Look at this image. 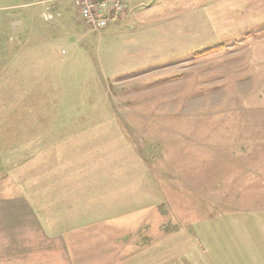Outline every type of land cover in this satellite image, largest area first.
<instances>
[{
  "label": "rangeland",
  "instance_id": "374dc122",
  "mask_svg": "<svg viewBox=\"0 0 264 264\" xmlns=\"http://www.w3.org/2000/svg\"><path fill=\"white\" fill-rule=\"evenodd\" d=\"M9 196L75 264H264V0H0Z\"/></svg>",
  "mask_w": 264,
  "mask_h": 264
},
{
  "label": "crops",
  "instance_id": "0c3cea01",
  "mask_svg": "<svg viewBox=\"0 0 264 264\" xmlns=\"http://www.w3.org/2000/svg\"><path fill=\"white\" fill-rule=\"evenodd\" d=\"M64 232V231H63ZM0 264H75L64 233L23 196L0 199Z\"/></svg>",
  "mask_w": 264,
  "mask_h": 264
},
{
  "label": "built area",
  "instance_id": "2783aa9c",
  "mask_svg": "<svg viewBox=\"0 0 264 264\" xmlns=\"http://www.w3.org/2000/svg\"><path fill=\"white\" fill-rule=\"evenodd\" d=\"M81 19L99 30L118 19L125 8V0H74ZM45 20L49 16L43 15ZM50 17V16H49Z\"/></svg>",
  "mask_w": 264,
  "mask_h": 264
}]
</instances>
